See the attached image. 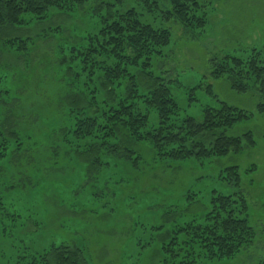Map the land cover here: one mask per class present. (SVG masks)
Listing matches in <instances>:
<instances>
[{
	"label": "rangeland",
	"instance_id": "rangeland-1",
	"mask_svg": "<svg viewBox=\"0 0 264 264\" xmlns=\"http://www.w3.org/2000/svg\"><path fill=\"white\" fill-rule=\"evenodd\" d=\"M198 2L205 6L202 29L165 19L168 0H87L70 14L50 11L44 22L9 31L12 38L29 39L24 56L0 55V70L14 75L18 125L33 147L48 144L51 129L67 121L51 108L64 79L69 81L59 70L61 56L68 57L67 48L80 46L81 38L98 28L108 8L119 13L133 9L142 23L170 31V44L152 60L149 72L168 82L178 119L200 123L204 109L225 103L251 115L225 129V135L249 132L253 144L244 142L239 152L222 157L172 161L159 160L150 144L138 142L127 146L129 158L103 153L104 165L90 168V174L87 168L74 171L69 160L65 169L49 166L48 155L43 160L39 149L32 185L0 190V264H31L33 259L38 264L49 245L79 249L85 264H162V248L172 232L200 220L215 195L244 198L255 238L234 259L204 264L264 263V114L256 112L261 101L253 89L240 94L229 88L226 77H211L215 63L226 56L264 60V0ZM157 122L150 112L148 128ZM234 167L238 185L227 172Z\"/></svg>",
	"mask_w": 264,
	"mask_h": 264
},
{
	"label": "trees",
	"instance_id": "trees-1",
	"mask_svg": "<svg viewBox=\"0 0 264 264\" xmlns=\"http://www.w3.org/2000/svg\"><path fill=\"white\" fill-rule=\"evenodd\" d=\"M85 1L0 0V55L27 53L28 37L12 38V29L44 22L50 11L70 14ZM168 2L171 8L164 12L165 19H172L185 29L192 25L205 27V6L198 0ZM170 37L169 30L142 23L133 9L119 13L108 8L98 28L83 36L80 46L67 48L68 57L61 56L59 70L67 74L64 78L69 77V81L64 79L63 92L51 108L63 112L67 121L60 129H51L52 139L48 144L42 143V148L33 147L31 137L19 128L15 109L20 96L17 86H13L14 75L0 70V190H21L32 185V172L39 163L35 152L39 149L43 160L48 155L49 162L45 163L49 166L64 165L61 169H65L69 160L74 163V171L87 168L90 174V168L96 170L104 165L103 153H124L128 157L127 146L138 142L150 144L159 160L172 161L222 157L239 152L244 142L252 145L249 132L242 137L225 135V129L251 116L225 103L204 109L200 123L192 118L178 119L179 108L168 82L149 72L152 60L162 57ZM211 77H226L229 88L240 94L256 91L261 101L256 112L264 114V60L257 56H226L215 63ZM207 93L212 96L209 85ZM150 112H155L158 119L153 128H148ZM227 172L238 185L237 169ZM0 205L2 209V202ZM172 233L170 242L162 248V264L229 261L255 238L241 195L213 196L210 210L200 220L177 226ZM46 247L38 254V264H85L77 248ZM35 262L33 259L31 264Z\"/></svg>",
	"mask_w": 264,
	"mask_h": 264
}]
</instances>
